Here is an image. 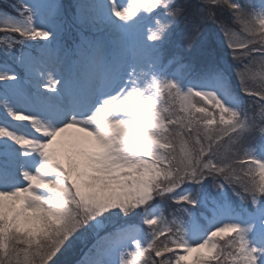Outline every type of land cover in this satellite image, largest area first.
<instances>
[{
	"label": "snow or ice",
	"instance_id": "obj_1",
	"mask_svg": "<svg viewBox=\"0 0 264 264\" xmlns=\"http://www.w3.org/2000/svg\"><path fill=\"white\" fill-rule=\"evenodd\" d=\"M8 7L0 264H264V0Z\"/></svg>",
	"mask_w": 264,
	"mask_h": 264
},
{
	"label": "rangeland",
	"instance_id": "obj_2",
	"mask_svg": "<svg viewBox=\"0 0 264 264\" xmlns=\"http://www.w3.org/2000/svg\"><path fill=\"white\" fill-rule=\"evenodd\" d=\"M17 0H0V9H4L6 12L11 13L12 8L8 7L9 4H14L16 3ZM254 3H259V0H253ZM3 60V56H0V61ZM169 211H171V206H169Z\"/></svg>",
	"mask_w": 264,
	"mask_h": 264
},
{
	"label": "trees",
	"instance_id": "obj_3",
	"mask_svg": "<svg viewBox=\"0 0 264 264\" xmlns=\"http://www.w3.org/2000/svg\"><path fill=\"white\" fill-rule=\"evenodd\" d=\"M171 206V205H170ZM172 207V206H171Z\"/></svg>",
	"mask_w": 264,
	"mask_h": 264
}]
</instances>
